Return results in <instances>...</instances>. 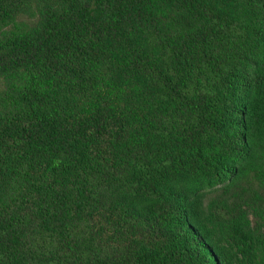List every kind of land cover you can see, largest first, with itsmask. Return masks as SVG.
<instances>
[{
	"label": "trees",
	"instance_id": "1",
	"mask_svg": "<svg viewBox=\"0 0 264 264\" xmlns=\"http://www.w3.org/2000/svg\"><path fill=\"white\" fill-rule=\"evenodd\" d=\"M0 264H264V0H0Z\"/></svg>",
	"mask_w": 264,
	"mask_h": 264
}]
</instances>
